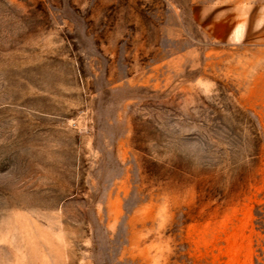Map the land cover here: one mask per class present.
Instances as JSON below:
<instances>
[{
  "label": "rangeland",
  "instance_id": "obj_1",
  "mask_svg": "<svg viewBox=\"0 0 264 264\" xmlns=\"http://www.w3.org/2000/svg\"><path fill=\"white\" fill-rule=\"evenodd\" d=\"M0 264H264V0H0Z\"/></svg>",
  "mask_w": 264,
  "mask_h": 264
}]
</instances>
